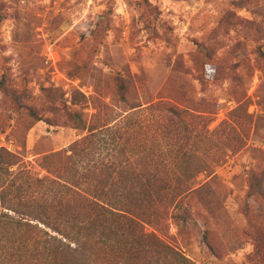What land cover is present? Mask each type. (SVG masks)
<instances>
[{
	"label": "rangeland",
	"instance_id": "374dc122",
	"mask_svg": "<svg viewBox=\"0 0 264 264\" xmlns=\"http://www.w3.org/2000/svg\"><path fill=\"white\" fill-rule=\"evenodd\" d=\"M193 42L209 48V74ZM74 90L91 122L137 113L131 124L145 126L152 147L165 142L152 139L164 104L200 115L192 141L215 177L197 179L210 180L214 199L184 228L162 221L169 251L129 253L127 264H264V199L243 214L248 170L264 169V0H0V148L15 154L0 172V204L21 211L3 210L20 223L5 225L0 264H53V232L26 214L52 204L42 155L83 134L65 116Z\"/></svg>",
	"mask_w": 264,
	"mask_h": 264
},
{
	"label": "trees",
	"instance_id": "16d2710c",
	"mask_svg": "<svg viewBox=\"0 0 264 264\" xmlns=\"http://www.w3.org/2000/svg\"><path fill=\"white\" fill-rule=\"evenodd\" d=\"M193 45L200 57L198 69L209 74V48L202 42ZM114 80L117 101L128 103L124 79L116 75ZM85 102V96L74 90L69 102L73 108L65 111L72 128L83 134L64 148L42 155L52 204L26 214L53 232L47 241L49 257L53 264H120L121 259V264H127L129 253L142 256L157 248L168 250L159 236L162 221L172 220L178 228H184L197 215L195 205L204 206L214 199L210 180L215 174L192 141V118L200 115L163 103L158 134L152 139L165 142L152 147L147 143L151 136L145 133V126L135 128L131 124L137 113L91 122L77 108ZM140 106L132 105L128 110ZM27 114L50 123L29 108ZM14 158L15 154L0 148V172L9 173ZM54 161L63 169L54 166ZM202 172L210 180L200 182L197 177ZM59 193L65 198L63 207ZM257 198L264 199V169L251 168L243 205L247 218L250 202ZM4 209L21 213L9 200L1 202L0 245L6 223H20ZM202 239L208 245L207 232Z\"/></svg>",
	"mask_w": 264,
	"mask_h": 264
}]
</instances>
